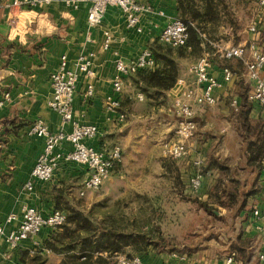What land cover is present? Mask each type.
I'll use <instances>...</instances> for the list:
<instances>
[{
    "label": "crops",
    "instance_id": "0c3cea01",
    "mask_svg": "<svg viewBox=\"0 0 264 264\" xmlns=\"http://www.w3.org/2000/svg\"><path fill=\"white\" fill-rule=\"evenodd\" d=\"M10 2L0 0V101L4 100L5 94H10V100L0 107V223L6 224L11 215L17 217L16 221L6 224L8 231L17 228L25 207L49 214L61 207L62 197L78 198L79 186L87 177L83 165L62 163L51 182L35 181L32 190L25 189L45 147L44 138L30 134L31 125L42 119L52 133L71 130V126L64 124L58 113L47 105L52 95L50 76L59 66L62 56H67L70 67H73L79 55H93L95 77L90 80L82 75L78 81L73 102L74 120L81 125L98 127V136L87 140L88 145L98 149L110 147L122 132L119 130V114L105 107V99L113 94L116 60H135L159 39L165 24L179 15L177 0H140L147 10L141 19L143 32L136 33L127 29L122 12L117 7L108 8L100 26L88 28V3L72 9L65 0H52L18 10L11 7ZM224 3L228 10L220 8L218 35H215L220 43L216 45L228 47L255 42L264 51V22H261L256 35L248 31L255 18L244 20L246 29L236 33L233 28L241 20L243 8L240 5L243 1L224 0ZM262 13L264 16V11ZM257 17L263 20L260 15ZM106 33L113 38L108 49L104 48ZM208 34L212 36L210 32ZM204 55L209 57L211 70L219 81H223V68L230 67L229 64L234 62L240 63L223 60L216 47L211 51L204 48ZM191 66L182 72L179 80L192 81L189 74ZM230 68L235 72V80L216 91L219 98L217 109L210 108V112L197 109L196 121H201L205 131H201L199 143H190L191 156L179 160L182 165L178 170L189 175L193 155L200 154L208 160L209 175L202 188H206L202 198L207 208H199L203 211L201 226L194 225L193 218L189 220L194 207L179 199L176 188L155 191L153 195L137 191L135 194L140 197H178V201L173 206H161L169 215L165 222L150 221L141 225L143 231L155 230L144 248L139 251L126 248L116 254V258L141 256L144 264H264L260 258L264 254V241L257 229L264 225V220L255 219L252 214L255 206H264V170L250 166L247 144L243 143L241 132L238 134L239 120L233 117L239 115L235 111L242 109L244 93H231L243 89L236 71ZM90 82L94 85L95 95L86 100L85 93ZM181 90L176 84L165 92L169 101H173L172 105ZM249 90L248 85L247 96ZM234 98L239 101V110L230 107ZM249 104L250 120L264 124L260 105ZM71 149L70 144L63 145L64 152ZM127 165L124 163L123 173L113 176L116 168L106 181L107 185L114 183V179H130L133 173L124 170ZM159 174L174 180L172 169L162 165ZM220 179L239 182L242 195L233 204L228 203L226 196L220 201L211 197ZM50 233V229H43L35 237L23 241L17 249H11L0 237V264H24L25 256L48 255L50 252L45 249V243L50 239ZM231 257L233 262L228 263Z\"/></svg>",
    "mask_w": 264,
    "mask_h": 264
},
{
    "label": "built area",
    "instance_id": "2783aa9c",
    "mask_svg": "<svg viewBox=\"0 0 264 264\" xmlns=\"http://www.w3.org/2000/svg\"><path fill=\"white\" fill-rule=\"evenodd\" d=\"M52 0H11L10 6L21 10L26 7L50 3ZM72 9H78L82 4L88 3V15L86 24L88 28L100 26L109 7H117L121 10L127 29L142 33V15L147 10L140 0H65ZM258 7L264 11V0H257ZM261 21L255 19L248 31L258 34ZM203 37H205L203 35ZM160 41L173 48L184 47L189 41L188 25L180 18L170 19L161 31ZM113 38L110 33L105 34L104 48L108 49ZM218 49L219 56L225 61H239L244 65L245 78L249 85L248 101L260 105L264 117V51L254 43L230 45L228 47L214 45ZM157 67V61L150 48H146L133 61L126 62L117 59L115 62V76L112 81L113 94L105 99V107L112 113L119 114L122 106L121 95L124 92L128 78L144 70H153ZM212 63L207 55L202 56L194 63L189 71L192 81L178 80L177 85L182 89L175 99L173 109L180 121L176 130L175 142L167 145V152L173 159H183L191 156L190 140L197 130L196 112L203 107L218 105L219 98L216 94L226 84L235 80V72L230 67L223 68V81H219L213 74ZM82 75L92 80L95 77L93 70V55H79L70 67L67 56H62L57 69L50 76L52 95L47 105L60 116L64 124H69V132L59 131L52 133L48 125L39 119L30 128V134L45 139V147L40 154L37 163L32 170L31 179L25 185L26 190H32L35 181L51 182L56 170L62 163H74L86 167L87 177L83 183L81 196L87 191L99 190L113 175L116 167L123 161V149L119 145L98 149L86 143L95 139L99 129L95 125H81L74 120L73 102L77 84ZM95 95L93 83H88L85 93L86 100H91ZM140 101L144 100L143 94H138ZM10 100V94H5L0 101L3 107ZM231 106L239 110V101L234 98ZM125 115L119 114V119L124 120ZM68 143L72 149L64 152L63 145ZM191 173L189 177V189L200 191L203 188L206 175L201 170L204 158L200 154L191 157ZM264 170V159L262 160ZM252 214L255 219L264 220V206H255ZM17 217L11 215L6 224L16 221ZM67 222V215L62 210H54L49 214H43L33 207H25L23 215L16 229L8 231L6 224L0 223V237L4 238L11 249H17L27 239L38 235L43 229L58 231ZM258 231L264 241V225L259 226ZM264 260V254L260 255ZM228 263L233 262V257ZM117 264H144L141 256H120Z\"/></svg>",
    "mask_w": 264,
    "mask_h": 264
},
{
    "label": "rangeland",
    "instance_id": "374dc122",
    "mask_svg": "<svg viewBox=\"0 0 264 264\" xmlns=\"http://www.w3.org/2000/svg\"><path fill=\"white\" fill-rule=\"evenodd\" d=\"M242 1L243 3L240 5L243 8V12L240 14L241 20L238 21L235 28H233L236 33H240L246 29L244 20L247 21L250 18L260 20L257 17L260 15V18L263 19L260 21L262 23L264 22L263 11L258 7L257 0ZM220 8L227 12L228 8L224 0ZM177 18H180V16L178 15ZM255 19L253 21H255ZM209 24L204 33L210 32L212 35L211 37L205 35L209 44V48L206 49L205 47L207 51L213 50L214 45L220 43L219 38L215 36L218 35L219 23ZM148 47L153 49V51L154 48L158 49L159 47H163L164 49L169 48V46L163 44L160 39H157V41ZM172 50L174 51V55L172 56H174V59L178 63L180 75L184 70H187L188 66L190 67L192 64L196 63L204 54V49L201 51H193L190 48L182 50L172 48ZM179 51H182L181 54H178ZM240 63L234 62L229 65L236 71L238 82L243 90L238 92L233 91L231 93L235 95L244 93L242 94L244 99L242 108L250 109L251 105L246 99L248 83H246L245 77L243 76L245 74V68L244 65ZM140 85L143 84L138 82L136 76L130 77L126 83L122 98V106L119 110V114L125 115V118L124 120L119 119V130L122 132L114 141L115 145H119L123 149V161L116 167V173L113 176H119L120 173H123V166L125 163L128 165L124 170H128L130 174L133 173L130 179H114V183L108 185L107 182H105L99 190L87 191L84 196L80 195L83 187V185L80 184L79 190L77 191L78 198L62 197L60 199L61 207L59 209L64 210L66 213L71 212L73 209H77L84 213V215L91 216L96 222L111 223L121 228H131L133 224L137 226L145 225L150 221L160 223L163 221L165 222L169 218V215L163 211L164 208L161 206H173L175 201H178V197L161 198L151 196V198H146L136 196L135 193L141 191L142 193L149 192L153 195L155 191L169 190L171 187H174L179 191V199L185 202L187 201L188 206L194 207L191 213L192 216H189V220L193 218L194 225L201 226L203 211H200L199 208L204 207V199L202 196L206 188L196 192L191 191L189 189L190 175L188 172L181 173V171L178 170L180 165H182L180 164V159L171 158L167 152V145L175 142L176 130L180 121L179 117L174 112L172 105L173 101H169L165 92L160 93L152 89H141ZM138 94L144 95L143 101L138 99ZM218 107L219 105L203 107L201 109L210 112V108L217 109ZM241 110L242 109H240L239 112H235L240 114ZM211 112L214 113L212 110ZM233 118L237 121L239 120V122H237L238 134L240 132L242 133L243 143H250V141L257 140L264 143L263 123L251 121L248 123V126L242 125L241 127L239 126L240 116L238 115ZM201 131H205V128L201 121H198L197 130L190 140V143L194 145H196L195 143H199ZM161 165L163 168L172 169L174 173L173 181H170L169 177L159 174L161 172ZM201 170L206 177L209 175L207 159L204 161ZM189 173H191V169ZM171 183H173V185ZM112 192L114 194H112ZM110 194H112L111 197L108 196ZM74 205H76V207H74ZM58 231L60 232L61 230L59 229ZM48 255V263L58 264L61 261V258L56 254L49 253ZM116 257L117 256L114 255L108 258V264H117L118 258Z\"/></svg>",
    "mask_w": 264,
    "mask_h": 264
},
{
    "label": "trees",
    "instance_id": "16d2710c",
    "mask_svg": "<svg viewBox=\"0 0 264 264\" xmlns=\"http://www.w3.org/2000/svg\"><path fill=\"white\" fill-rule=\"evenodd\" d=\"M177 3L180 19L188 25L189 41L186 46L176 49L190 48L193 51H201L205 47L209 48L205 36H209V32L204 34L205 29L209 23L220 22V7L223 0H177ZM172 48L171 46L166 49L154 48L155 52L150 48L157 61V67L134 75L138 78V82L143 84L140 85L141 89H152L164 93L177 84L180 71L178 63L172 56L174 55ZM181 52L179 51L178 54ZM249 113V108H242L239 114L241 127L248 126L251 122ZM246 144L250 166L259 170L264 159V143L257 140ZM240 195H242V188L238 181L224 182L222 179L217 180L211 193V197L218 201L226 196L228 203L232 204ZM221 202L225 205L224 201ZM203 206L207 208L206 204ZM66 215L67 222L60 229L61 231H51L50 239L45 243V249L50 254H56L61 258L58 264H108V258L124 252L126 248L138 251L144 248V244L155 231L154 229L148 232L143 231L141 225L135 224L131 228H121L111 223L96 222L91 216H86L77 209L71 210ZM43 254L33 257L25 256L23 262L24 264H52L48 263L49 257Z\"/></svg>",
    "mask_w": 264,
    "mask_h": 264
}]
</instances>
